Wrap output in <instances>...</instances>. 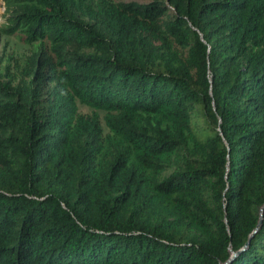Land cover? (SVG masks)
I'll list each match as a JSON object with an SVG mask.
<instances>
[{
    "label": "trees",
    "instance_id": "1",
    "mask_svg": "<svg viewBox=\"0 0 264 264\" xmlns=\"http://www.w3.org/2000/svg\"><path fill=\"white\" fill-rule=\"evenodd\" d=\"M3 2L0 264H264V0Z\"/></svg>",
    "mask_w": 264,
    "mask_h": 264
},
{
    "label": "rangeland",
    "instance_id": "2",
    "mask_svg": "<svg viewBox=\"0 0 264 264\" xmlns=\"http://www.w3.org/2000/svg\"><path fill=\"white\" fill-rule=\"evenodd\" d=\"M113 1H128V0H113ZM4 5L3 0H0V9ZM5 8V7H4ZM4 12L0 14V26L3 24L4 21ZM32 46L22 43L17 39L14 35H0V57L1 58H7L8 56H11L13 59L21 60L25 56L30 54V51L32 50ZM78 110L82 113H89L91 111V108L78 103ZM172 169H168L166 171V174L171 172Z\"/></svg>",
    "mask_w": 264,
    "mask_h": 264
},
{
    "label": "built area",
    "instance_id": "3",
    "mask_svg": "<svg viewBox=\"0 0 264 264\" xmlns=\"http://www.w3.org/2000/svg\"><path fill=\"white\" fill-rule=\"evenodd\" d=\"M5 8H4V5L2 6V8L0 9V14H2L3 13V10H4Z\"/></svg>",
    "mask_w": 264,
    "mask_h": 264
},
{
    "label": "water",
    "instance_id": "4",
    "mask_svg": "<svg viewBox=\"0 0 264 264\" xmlns=\"http://www.w3.org/2000/svg\"><path fill=\"white\" fill-rule=\"evenodd\" d=\"M264 210V207L262 208V211Z\"/></svg>",
    "mask_w": 264,
    "mask_h": 264
}]
</instances>
